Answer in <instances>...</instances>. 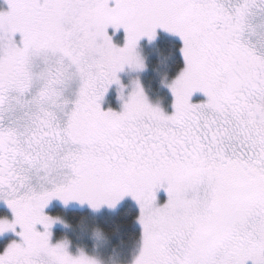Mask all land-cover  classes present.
Segmentation results:
<instances>
[{"label":"snow or ice","instance_id":"obj_1","mask_svg":"<svg viewBox=\"0 0 264 264\" xmlns=\"http://www.w3.org/2000/svg\"><path fill=\"white\" fill-rule=\"evenodd\" d=\"M5 2L0 200L14 218H0V233L21 239L0 264H74L50 242L58 217L45 206L55 197L114 207L127 195L140 207L135 264H264V0ZM109 26L124 29L122 47ZM157 28L183 41L174 110L140 93L103 110ZM196 91L206 100L191 102Z\"/></svg>","mask_w":264,"mask_h":264},{"label":"trees","instance_id":"obj_2","mask_svg":"<svg viewBox=\"0 0 264 264\" xmlns=\"http://www.w3.org/2000/svg\"><path fill=\"white\" fill-rule=\"evenodd\" d=\"M161 35L156 37V41L148 42L144 44L143 53H146L149 71L145 72L142 76V81L145 84V89L149 95H162V98H167L168 95L164 90L161 89V84L159 81L160 75L157 76V72H166L167 77L173 78L185 64L183 55L180 53L182 42L181 38L179 39L176 35H170L167 30L162 29ZM19 33L15 34L17 37ZM162 52L164 54V63L162 67L158 66V57L157 53ZM159 68V71H158ZM112 96L108 99L111 101ZM111 106L116 107L115 104ZM80 203L78 201H69L67 204L71 203ZM81 204V203H80ZM64 205V208L61 206ZM65 203L61 200L47 210L50 215H62L67 222L70 223L71 227L74 229L75 236L69 235L68 238L74 243L75 246H84L87 251L92 249L90 242H85L77 234L83 229L78 226V222L83 218L91 225H99L104 228L106 231L111 232L113 229L117 230V235H113L111 238V243L109 244L108 256L113 253V245L116 246V253L119 256V259L122 258L124 261L130 256L134 255L138 250L140 231L136 224L137 212L135 207L129 203L124 204L120 207L115 213H103L99 215H92L88 209H84L82 206H79L78 209H68L65 210ZM63 208L61 210V208ZM4 209H0V216L4 215ZM7 213V211H5ZM88 225V223H87ZM78 232L76 233L75 232ZM56 237H63V231H56ZM80 235V233H79ZM88 240V239H87ZM85 243H82V242Z\"/></svg>","mask_w":264,"mask_h":264},{"label":"rangeland","instance_id":"obj_3","mask_svg":"<svg viewBox=\"0 0 264 264\" xmlns=\"http://www.w3.org/2000/svg\"><path fill=\"white\" fill-rule=\"evenodd\" d=\"M110 3H114V0H110ZM7 4L5 2V0H0V10H7ZM107 32L109 34V36H111L112 38V42L118 46V47H122L124 45V43L126 42V34L124 32V29L121 27L119 29H114L112 26H109L107 29ZM163 31L161 30V28H157L156 30V34L154 36V38L151 39V42L156 41V37H158L159 35H161ZM170 33V32H169ZM170 35H176L179 36L178 34L172 33ZM17 39V41L19 42L20 37L17 36L15 37ZM148 37H141L140 40L137 42V50L139 52H141L145 57H146V53H143V47L144 44L148 41L146 40ZM180 39V37H178ZM182 41V39H181ZM150 42V40L148 41ZM182 47H183V42H182ZM181 47V49H182ZM180 53L182 54V51L179 50ZM183 55V54H182ZM146 65L147 67L145 69L142 70H136L131 68L129 65H125L124 68L119 71L117 73L118 77L120 78L121 82L124 85H127L128 87H126L124 89L125 92V96H127V93L131 91V81L135 78H139L141 84L143 85L144 89H145V84L142 81V76L145 72H147V70L149 71V67H148V62H147V57H146ZM179 73V72H178ZM178 73L173 77L175 78ZM160 75V72H157V76ZM169 81H171L173 78H169L167 77ZM159 81H160V77H159ZM161 84V83H160ZM117 86L115 84H112L109 86L108 91L105 93L104 97L101 100V106L103 110H108L109 108L116 110V111H120L121 110V106H122V102L120 100L117 99V91H116ZM161 89L164 90V92H166L168 95H166L168 97L167 98H162V95L157 94L155 95H149V93H147L146 89L145 92L147 94V97L149 99L150 102L152 103H156L157 101H159L160 103V107L163 111H165L166 113L170 114L174 109H173V101H174V96L171 92V90L168 87L162 86L161 85ZM201 95V96H198ZM112 96L111 99V103L110 100H108L110 97ZM206 100V96L200 92V91H196L193 93L192 97H191V102L196 103V102H200V101H204ZM166 103V104H165ZM111 104H115L117 107L111 106ZM167 192L165 190V188H159L156 190V203L158 205H163L166 201H167ZM59 198H53L44 208V213L46 215L52 216L49 214V212L47 210H49V208L55 204H57L59 202ZM131 204L135 207V210L137 212V217H136V224L139 228L140 231V239H139V245H138V250L137 252L134 254H138L139 252V248H140V244H141V236H142V225L139 223L138 221V217L140 215V207L138 202L131 196V195H127L125 197H123L121 200H119L116 205L114 207H109L108 205H102L98 210H92V208L90 207V205L87 202H84L83 204L80 203H71V204H67L65 207V210L68 209H78L79 206H82L84 209H88V211L90 212V214L92 215H99V214H103V213H110L113 214L115 213L120 207H122L124 204ZM64 208V205H61ZM2 207V208H1ZM0 208L4 209V215L0 216V218H7L9 221H11L14 217H13V213L11 211V209L7 206V204L0 200ZM61 208V207H60ZM61 208V210L63 209ZM5 211H7V213H5ZM52 217H61L63 220H65L64 217H62V215H53ZM66 221V220H65ZM88 226H92L89 221H87ZM37 230L39 231H43L44 228L42 225L37 224L36 225ZM63 231V237H67L68 234L69 235H74V229L72 227H65L63 226L62 223H60L58 220H56L53 225L50 228V232H51V236H50V242L52 244H55L58 240H60L62 237H56L55 232L56 231ZM17 232L19 231V227L17 226ZM76 232V230H75ZM78 233V232H76ZM80 233V235H79ZM77 235L82 238L83 240H86L85 242H90L92 245V249L90 251H88L89 253H93L94 251H98V253L105 259H107L108 256V251H109V244L107 246L101 247L98 250H95L93 248V241L89 238V235L87 233V231L82 230L80 231ZM68 238V237H67ZM21 238L16 234V232L12 231V230H6L3 233H0V252H3L4 249L7 247V245L9 243H11L12 241H19ZM69 239V238H68ZM88 239V240H87ZM70 240V239H69ZM71 241V240H70ZM84 241L82 243H85ZM81 246V245H80ZM68 251L72 254H76L77 252V246L74 245V243L71 241V244L69 246ZM87 251V250H86ZM130 256L129 258H127L125 261L124 259L122 260V258L120 259L122 262H124V264H128V262H130L133 258V256ZM246 264H252V261H248L246 262Z\"/></svg>","mask_w":264,"mask_h":264},{"label":"clouds","instance_id":"obj_4","mask_svg":"<svg viewBox=\"0 0 264 264\" xmlns=\"http://www.w3.org/2000/svg\"><path fill=\"white\" fill-rule=\"evenodd\" d=\"M150 42H151V39H150ZM134 55H135V62L130 67L133 69H136V70L145 69L147 67L146 57L141 52H139L137 50V46L134 49ZM157 57H158V66L162 67V65L164 63V54L162 52H158ZM182 70H183V68L179 71L178 75L180 74V72ZM158 71H159V68H158ZM177 76L175 78H173L171 81H169L167 78V73L166 72H160V83L162 86L168 87L170 89L171 86L174 84ZM112 84H115L117 86V88H116L117 99L122 102V106H121L120 111L123 110L125 104L128 103L129 99L132 97V95L134 93L142 94L143 97L146 98L147 102L151 106L161 108L159 101H157L156 103H152L149 101L147 94L145 92V89H144L143 85L141 84L138 77L131 81V91L127 93V96H125L124 89L128 86L124 85L121 82L120 78H119V82L113 81ZM65 205H67V204H65ZM91 208H92V210H98L99 209V208H93V207H91ZM57 220L60 223H62L63 226L71 227L70 223L63 220L61 217H58ZM78 226L81 227L83 230L87 231L89 238L93 241V248L95 250H98L99 248L107 246L108 244H110L112 236L117 235L116 229H113L111 232H109V231H106L104 228H102L99 225H92L89 227L87 225L86 220L83 218L78 222ZM55 244L60 245L63 251L68 252L72 256L74 264H124V262H122L119 259V256L116 253V246L115 245H113V253L110 254L107 259H105L98 253V251H94L93 253H89L88 251H86L84 246H79V245L77 246L76 254L70 253L68 251V249H69V246L71 244V241L67 237H62ZM140 246H141V244H140ZM138 255H139V252H138V254L133 256L132 260L130 262H128V264H135V261H136V258Z\"/></svg>","mask_w":264,"mask_h":264}]
</instances>
